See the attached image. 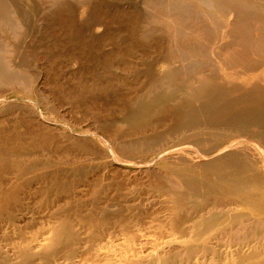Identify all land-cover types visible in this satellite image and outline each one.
Segmentation results:
<instances>
[{
    "label": "rangeland",
    "instance_id": "374dc122",
    "mask_svg": "<svg viewBox=\"0 0 264 264\" xmlns=\"http://www.w3.org/2000/svg\"><path fill=\"white\" fill-rule=\"evenodd\" d=\"M261 77L264 0H0V261L147 264L169 186L185 213L264 197L255 146L210 151Z\"/></svg>",
    "mask_w": 264,
    "mask_h": 264
},
{
    "label": "bare ground",
    "instance_id": "6f19581e",
    "mask_svg": "<svg viewBox=\"0 0 264 264\" xmlns=\"http://www.w3.org/2000/svg\"><path fill=\"white\" fill-rule=\"evenodd\" d=\"M225 36L223 34V38H227ZM260 81L264 82V77L256 78L255 82L253 81L248 85L251 87L249 90L252 95L251 97H255L252 100L253 106L250 109H237L225 118L226 123L223 125L227 128L229 134L231 132L232 136L229 137L228 143L223 144V149L214 151L216 147L212 148L210 150L213 154L212 156L217 157V155L226 154L230 150L236 149L241 143H246L255 146L258 154L264 160V98L258 97L260 94H258L256 86ZM223 84L228 85V82H223ZM248 86H245V88ZM224 94H228V92H224ZM238 119L243 121L245 125H242L239 129L238 127L237 129H233ZM173 151L175 150H170V152ZM0 152V163L3 165L5 163L1 158L3 152L1 150ZM11 164L17 167L16 162H11ZM228 164L231 165L232 163ZM8 167L14 168L10 165ZM254 183L258 184V181ZM165 190L167 191V189ZM167 194L168 198L174 204V210L172 212L173 219H171L168 227L170 232L168 237L169 241L163 243L154 253L147 254V264H175L180 259L185 260L187 264H191V260L193 259H196V264H264V197H258V200L245 206L242 204L229 205L221 203L209 204V208L192 206L189 212L185 213V205L174 186H169ZM65 199H68V197ZM10 206L8 202L0 204V216L10 212ZM243 210L250 211L254 216L262 218V220H254L251 215H246ZM63 230L65 229L63 228ZM230 239L232 242L229 241ZM169 253H173V256L170 257ZM28 262L29 259L24 256L20 264H28ZM0 264L5 263L0 261Z\"/></svg>",
    "mask_w": 264,
    "mask_h": 264
}]
</instances>
